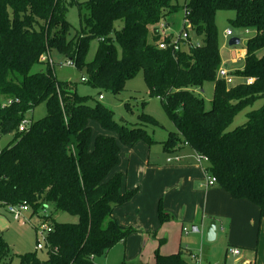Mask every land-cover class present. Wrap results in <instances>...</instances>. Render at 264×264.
<instances>
[{"label":"trees","instance_id":"obj_1","mask_svg":"<svg viewBox=\"0 0 264 264\" xmlns=\"http://www.w3.org/2000/svg\"><path fill=\"white\" fill-rule=\"evenodd\" d=\"M71 6L78 8L83 26L69 39ZM181 11L200 47L161 49L173 36H163L162 25L169 28V16ZM220 11L235 12L232 26L253 35L239 76L253 78L252 85L228 86L217 77L222 57L215 19ZM93 39L99 46L87 62ZM263 51L264 0H188L184 6L175 0H0V133L14 137L0 152V207L27 204L36 215L54 206L42 218L51 226L46 258L27 253L18 256L19 264H95L97 256L135 232L120 225L113 212L138 190L122 191L124 176L113 173L120 146L113 136L93 139L91 120L116 133L127 147L141 141L159 144L146 130L159 126L152 116L142 114L138 126L119 123L112 110L100 102L91 106L88 97L78 95L75 84L60 82L54 69L32 73L36 66H49L43 56L56 52L73 60L86 75L85 83L115 95L142 73L150 97L161 101L176 127L163 148L190 147L207 156L216 187L259 207L264 220V105L248 113L244 125L228 130L239 112L264 100ZM209 83L214 93L207 109L196 90ZM42 104L47 116L20 133L27 114ZM61 213L77 217L78 223L56 222ZM159 217L168 219L161 208ZM10 255L0 237V264H11ZM156 264L188 262L182 251L158 252Z\"/></svg>","mask_w":264,"mask_h":264},{"label":"rangeland","instance_id":"obj_2","mask_svg":"<svg viewBox=\"0 0 264 264\" xmlns=\"http://www.w3.org/2000/svg\"><path fill=\"white\" fill-rule=\"evenodd\" d=\"M78 1L82 3L86 2L87 0ZM187 1L188 0H175V3L180 6H184ZM234 18L235 12L220 11L216 15L215 22L218 31V44L222 55L223 64L224 66H226L224 67L222 65V67H224L229 72L232 70V74L236 75L235 84L238 85L244 82V80L242 78H239V76L241 75L240 72L244 70L245 59H242L239 53L234 55V51L243 52V50L246 49L247 41L253 35L250 32L235 29L230 23V21ZM67 19L71 24L68 33V37L69 39H71L83 26V23L79 16L78 8L76 6H71L69 8ZM168 23L170 24L169 33L172 34L175 39H177L179 34L184 29V11L169 16ZM227 31L233 32V36L228 39L225 35ZM233 38L240 39L241 44L234 47L230 46L229 42ZM98 46V40H91L89 52L86 57L87 62H92L94 60ZM51 57L55 64V75L60 82H71L75 84L78 95L82 97H88L89 104L91 106H94L97 102H100L102 105L112 110L117 122L122 123V121H126L129 126H138L140 124L139 118L142 116V114L152 116L158 122V127L147 125L146 130L151 135V137H153V139H155L159 144H155L150 147L147 143L141 141L138 142L133 148H129L120 141V138L116 133L104 130L98 122L91 120L90 125L93 131V139L101 134L113 136L116 138L121 149L120 162L118 166L122 169V173L126 174V171L130 164V158L135 159L142 156L146 157L151 150L152 161L157 165L162 164V161L166 159L168 155L163 151V146L161 147V143L167 140L170 133L176 132V127L170 116L162 106L161 101L157 98L150 97L142 73H140L137 77L128 80L126 82L125 90L121 94L115 95L111 92H100L97 89H94L88 83L82 82V77H86V75H82L81 72L78 71V69L75 67L66 66L68 59H66L65 57L58 55L56 52H53L51 54ZM235 59L236 62L234 63ZM49 66H36L35 68H33L32 73L46 71L48 70V68L53 69L51 66ZM213 88V84L209 83L205 84L202 90H196V93H199L204 99L207 109H210L211 107L214 93ZM99 93L104 96V100H99ZM126 105L130 106V110ZM263 105L264 100L259 99L256 100L252 106H249L248 108L239 112L234 118L228 130L232 131L244 125L247 122L248 113L260 109ZM46 116L47 108L44 104H42L35 110L29 112L27 114V119L35 122L45 118ZM13 142V136H3L0 141V150L9 147L13 144ZM53 211V205H49L46 209H40L39 213L36 215H33V211L31 210L25 215L27 219L31 218V222L25 223L24 221H16L12 215L8 214L5 207H0V237L5 240V242L11 249V255L8 258L9 263L19 264L18 256L27 253H37V255L41 259L46 258V252L44 250L37 249V241L38 239H40L37 229L41 230V227H44L47 224L50 226V222H47L42 218L50 216L51 212ZM55 220L59 223H78L77 217L71 216L66 213H61L60 215L56 216ZM158 222V234L157 231H154L151 234V238L155 236L157 238V235L158 238H160L158 239L155 247H151V244L144 246L145 236L143 234H140L138 236H133L134 238H130L127 242H121L117 244L106 254L97 256L94 261L95 264H132L136 262H143L144 264H156V255L158 252L160 254H175L179 251V243H176V245L173 244L172 238L177 233L173 234V237H171L169 244L166 243V241H162L161 239L168 238L165 233L170 229L171 224L169 223L174 222H162L160 220V217L158 218ZM187 229L190 231L189 234L192 235V228L187 227ZM183 237L186 238V235L184 234ZM219 243L220 240L212 242L210 243V245H219Z\"/></svg>","mask_w":264,"mask_h":264},{"label":"crops","instance_id":"obj_3","mask_svg":"<svg viewBox=\"0 0 264 264\" xmlns=\"http://www.w3.org/2000/svg\"><path fill=\"white\" fill-rule=\"evenodd\" d=\"M238 53L245 59L246 49L234 51V55ZM151 151L146 157L130 158L126 174L119 166L113 172L123 174V192L138 190L131 201L113 212L120 225L135 230L125 242L143 234L144 246L155 247L160 238L158 235L151 238V234L154 231L158 234L161 208L168 218L166 221L174 222L169 223L170 229L165 233L168 238L161 239L169 244L177 233L172 238L173 244L179 243L178 252L185 254L188 264H198L192 257L198 255L200 264H264V220L259 207L247 200H236L223 189L208 187L205 173L196 163V152L190 147L173 151L163 148L168 156L161 165L152 161ZM174 157H180V162H168ZM213 221L216 222L215 241L220 240L219 245H210L212 242L207 241V231ZM187 227L192 228V235ZM230 248H238L240 255L229 254Z\"/></svg>","mask_w":264,"mask_h":264},{"label":"built area","instance_id":"obj_4","mask_svg":"<svg viewBox=\"0 0 264 264\" xmlns=\"http://www.w3.org/2000/svg\"><path fill=\"white\" fill-rule=\"evenodd\" d=\"M184 26H186V29H184L179 34L177 39H175L174 36H172V40L169 44L162 43L159 45V47L161 49H167L168 47H172L174 52H179V51L183 50L185 47L187 49H195L197 47H200V42L198 40H194L192 38V36L190 35L189 31H190L191 26H190V22L188 20L184 21ZM169 32H170V29L162 25L161 34L163 36H166V35H168ZM225 35H226V38L228 39V38L233 36V32L227 31L225 33ZM42 61L48 63L54 69L55 64H54V61L52 60L50 53L43 56ZM66 66L76 68V63L73 60H68L66 63ZM217 77L220 80L225 81V83L228 86L235 85V77L228 70H226L223 67H221L219 69ZM81 80H82V82L87 81L86 77H82ZM254 82H255V80L253 78H245L243 83H245L246 85H252ZM103 99H104L103 95L99 96L100 101H102ZM32 124H33V121L30 119H27V117H26L21 122L18 131L20 133L28 131L30 129V127L32 126ZM2 137L3 136L0 133V141H1ZM0 152H1V150H0ZM195 158H196L197 165L202 167V169L205 173L207 186L213 187V188L216 187L217 179L209 171V159H208V157L205 155H201V154L196 153ZM174 160L177 162H180V157L170 158V159H168V162H172ZM6 210H7L8 214L12 215L16 221H24L25 223L31 222V218L27 219L25 216L27 213H29L31 211V208L27 204L8 205L6 207ZM37 232L40 236V239H38V241H37V249L38 250H44L47 248V245L49 242L48 236L51 233V226H49L47 224L46 226L41 227V230L37 229ZM43 240H44V242H43ZM228 252H229V254H231L233 256H239L240 255V250L238 248H230ZM192 257L197 261L198 264L201 263L200 255L192 256Z\"/></svg>","mask_w":264,"mask_h":264},{"label":"water","instance_id":"obj_5","mask_svg":"<svg viewBox=\"0 0 264 264\" xmlns=\"http://www.w3.org/2000/svg\"><path fill=\"white\" fill-rule=\"evenodd\" d=\"M241 44L240 39L238 38H233L230 40L229 45L234 47V46H238ZM195 232H197V229H195ZM216 239V222L213 221L211 222L208 231H207V241L208 242H214Z\"/></svg>","mask_w":264,"mask_h":264}]
</instances>
